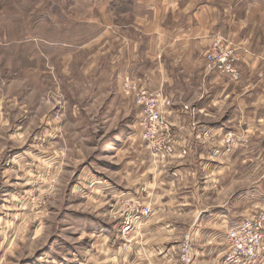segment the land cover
I'll return each mask as SVG.
<instances>
[{
    "label": "rangeland",
    "instance_id": "374dc122",
    "mask_svg": "<svg viewBox=\"0 0 264 264\" xmlns=\"http://www.w3.org/2000/svg\"><path fill=\"white\" fill-rule=\"evenodd\" d=\"M138 1L0 0V264L142 263L144 226L124 235V211L153 208L140 167L156 162L119 77ZM204 201L175 220L189 227Z\"/></svg>",
    "mask_w": 264,
    "mask_h": 264
},
{
    "label": "crops",
    "instance_id": "0c3cea01",
    "mask_svg": "<svg viewBox=\"0 0 264 264\" xmlns=\"http://www.w3.org/2000/svg\"><path fill=\"white\" fill-rule=\"evenodd\" d=\"M244 2L235 7L224 5V0L137 3L138 33L130 38L120 80L131 74L143 78L151 90H161L166 97L164 116L189 149L185 157H154L155 165L146 170L140 167L145 182L140 194L156 198L140 237V264H179V244L188 228L195 245L194 264H223L228 231L264 210L260 168L264 161V0ZM218 34L235 47L239 82L207 67L205 55ZM221 115V122L214 121ZM194 121L212 130L217 140L230 129L243 134V139L232 155L216 156L217 143L198 145L191 126ZM138 158L149 163L142 154ZM126 174L133 178L127 168ZM199 180H204L202 187ZM164 185L169 189L160 187ZM137 192L131 189L126 195ZM186 193L188 197H181ZM202 197L213 198L217 204H204V209H198L200 218L189 227L175 220L192 214L191 206H197Z\"/></svg>",
    "mask_w": 264,
    "mask_h": 264
},
{
    "label": "built area",
    "instance_id": "2783aa9c",
    "mask_svg": "<svg viewBox=\"0 0 264 264\" xmlns=\"http://www.w3.org/2000/svg\"><path fill=\"white\" fill-rule=\"evenodd\" d=\"M207 67L233 82L241 80L237 66L239 61L234 45L222 35H215L206 53ZM122 94L134 103L139 113L137 130L140 140L154 157L187 156L188 147L164 116L166 97L161 90L151 91L142 80L128 74L122 78ZM190 111L189 106L184 107ZM195 139L200 146L218 144L216 156L232 155L243 139V134L234 129L226 131L220 140L212 130L203 129L197 121L191 124ZM180 147V153L177 152ZM152 208L133 203L124 211V235L136 232L152 215ZM226 264H264V210L247 217L226 235ZM179 264H194L195 247L191 235H186L180 244Z\"/></svg>",
    "mask_w": 264,
    "mask_h": 264
}]
</instances>
